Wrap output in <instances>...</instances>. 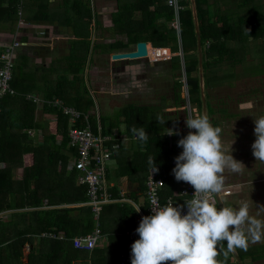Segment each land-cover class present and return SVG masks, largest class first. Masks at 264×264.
I'll return each mask as SVG.
<instances>
[{
    "label": "trees",
    "instance_id": "16d2710c",
    "mask_svg": "<svg viewBox=\"0 0 264 264\" xmlns=\"http://www.w3.org/2000/svg\"><path fill=\"white\" fill-rule=\"evenodd\" d=\"M179 3L183 6L179 11L180 30L168 24L175 20L176 11L167 0H139L125 6V9L120 5L114 19L116 31L127 35L128 41L124 45L132 41H146L154 47H169L178 53L182 44L183 50V55H174L170 59L177 70V75H173V99L162 97L159 103L151 105L130 102L119 110L114 119L106 118L110 120L112 128L118 127L120 116H124L126 128L123 133L128 136V140L120 142V147L114 150L117 166L108 172L109 189L115 198H121L124 180H129L144 193L148 170L153 167L149 163L152 158H155V165L166 182L164 196L180 190V182L172 173L175 166L171 162L183 151L177 142L188 133L185 132V118L188 115L187 109H167L190 103L202 111L203 100L192 2L179 0ZM196 4L205 87H208L213 79L211 74L222 64L223 52L228 49L227 41L234 38L233 32L237 30L223 28L221 23H217L222 19L210 21L201 7V1L196 0ZM87 21L91 25V38L93 17L90 13ZM90 38L86 45L87 54ZM84 64L85 61L71 69L75 73L82 72ZM184 75L189 101L182 96L185 85L181 78ZM71 85V88L75 89L76 86L80 91L71 92L68 97L61 93L56 95L66 105H74L72 107L83 113L75 126L84 127L87 125L85 114L90 113L94 100L89 91H85L83 78L77 76ZM12 86L17 90L16 95L0 96V264H94L98 260L97 252L75 248L71 239L92 232L97 225L93 209L86 203L89 198L87 186L79 184L77 170L69 168L70 159L77 155V147L71 144L68 134L71 120L61 108L51 103L37 104L28 100L26 95L31 93H27L25 86L17 84L15 66ZM95 114L90 113L89 117L94 131L98 132L101 125L103 134L112 133L105 125V117L102 118L97 112ZM133 127H143L147 131L146 142L135 138ZM31 129L38 131L42 138L36 139L30 135L27 130ZM171 129L175 134H167ZM117 141L111 139L108 143L112 145ZM112 204H115L110 205L113 210L118 207L124 216L131 217L129 228H138L142 217L134 211V205ZM143 209L147 211V207ZM101 219L102 214L100 225L103 224ZM48 232L57 235L62 232L65 237H49L45 235ZM130 242L133 243L129 239ZM27 245L30 247L26 248ZM259 247L263 248V254L255 256L254 248ZM225 249L226 241L220 242L218 261L221 264H235L233 254L225 255ZM238 254L242 259L248 255L253 260L264 258V245H248Z\"/></svg>",
    "mask_w": 264,
    "mask_h": 264
},
{
    "label": "crops",
    "instance_id": "0c3cea01",
    "mask_svg": "<svg viewBox=\"0 0 264 264\" xmlns=\"http://www.w3.org/2000/svg\"><path fill=\"white\" fill-rule=\"evenodd\" d=\"M123 1L25 0L23 18L26 23L19 24L16 0H0V49L14 40L21 42V46L15 51L17 84L25 86L27 93L31 92L43 98L59 97L56 93L68 97L73 90L74 93L80 91L76 86L75 89L71 88V82L78 76L83 78L86 89L84 90L94 94L96 99L97 96H111L109 104L116 115L123 106L133 102H125L132 96L139 99L150 97L149 101L139 104L159 103L164 94L162 88L154 84V81L168 78L169 68H165L167 60L152 64L148 60L121 62L111 60V54L129 50H124L127 47L124 45L128 41L127 35L118 33L114 24L120 3ZM200 1L210 21L222 19L217 23H221L223 28L237 30L233 32L234 38L227 41L228 49L223 52L222 64L211 74L213 78L211 85L205 87L207 105L215 109L213 126H219L222 130L227 126L232 132L240 133L238 136L241 137H230L232 141L234 140L231 146L232 155L246 167L239 173L225 171L224 187L230 186L232 193L221 194L220 199L235 201V208L247 203L250 215L264 220V162L256 161L251 148V143L256 139L254 119L264 116V0ZM89 13L93 17L91 38V25L87 21ZM175 21L176 19L169 24ZM89 38L87 54L86 45ZM149 43L151 42H148V45ZM83 61L84 71L78 73L72 71V67L80 65ZM169 65L172 66L169 75L173 78V75H177V70L173 68L172 60H169ZM143 72L146 73L147 79L143 77ZM59 80L61 85L58 83ZM217 91H222L227 101H217L216 98L219 97L215 95ZM237 93H244L245 97L238 101L240 103L238 108L232 110L234 101H230V96L235 97ZM95 106L96 108L92 106L89 110L92 115L99 107ZM116 108L119 110L116 111ZM220 110L225 112L220 114ZM124 119V116H120L119 126L109 130L124 134L126 128ZM223 135L221 133L224 146L230 148V138L226 140ZM116 166L117 159L114 157L110 168L114 169ZM121 192L120 195H125L121 196V199H131L141 206L140 210L146 211L143 209L147 207L145 195L135 184L124 180ZM120 202L126 207L132 204L128 201ZM110 205L115 204H107L103 210L106 213L101 225L103 237L93 250L98 254V260L94 264H121L122 254L131 251L133 244L128 243V236L125 237L131 217L124 216L118 207L113 210ZM59 235L64 236V233L61 232ZM252 244L264 245V236L259 241L250 239L248 245ZM240 249H236L235 264H240L238 258L242 260V264H264L262 257L253 260L248 255L242 259L238 254ZM254 249L255 256L263 254V248ZM224 252H227V255L231 253L227 249Z\"/></svg>",
    "mask_w": 264,
    "mask_h": 264
},
{
    "label": "clouds",
    "instance_id": "9594fccd",
    "mask_svg": "<svg viewBox=\"0 0 264 264\" xmlns=\"http://www.w3.org/2000/svg\"><path fill=\"white\" fill-rule=\"evenodd\" d=\"M185 124L195 131L178 140L183 151L175 157L172 173L177 182L194 188L193 197L185 202L186 214L169 202L142 217L136 229L139 239L131 245V264H221L217 260L220 242L226 241L227 251L233 252L246 249L250 239L259 241L264 236V220L251 216L247 203L238 208L216 206L215 195L224 188L225 171L239 173L246 168L232 155L234 140L226 148L222 128L213 126L207 114H190ZM254 124L252 153L256 161L264 162V116L254 119ZM132 131L140 141H147L143 127ZM167 134L175 133L171 129ZM149 163L153 172L158 171L155 158ZM134 208L139 212L141 206Z\"/></svg>",
    "mask_w": 264,
    "mask_h": 264
},
{
    "label": "built area",
    "instance_id": "2783aa9c",
    "mask_svg": "<svg viewBox=\"0 0 264 264\" xmlns=\"http://www.w3.org/2000/svg\"><path fill=\"white\" fill-rule=\"evenodd\" d=\"M167 2L169 5L174 6L175 8L176 21L173 22V26L180 30L181 24L179 19V11L183 8V6L180 5L179 0H167ZM24 6L25 0H16V11L19 16V24L26 23L25 19L23 18ZM19 46H21V42L14 40L13 42L6 44L0 52L1 97L8 94H17V90L12 86V80L15 66V51ZM172 53L173 54L171 57H173L177 52L172 51ZM171 57L168 59H171ZM146 59L152 61L149 53ZM155 61H161V59ZM186 91L188 94L187 89ZM183 95L185 96L184 92ZM26 98L36 102L37 104H41L43 102L51 103L52 105L61 108L71 120V127L69 128L68 134L71 139V144L77 147V155L70 159L69 168L76 169L77 182L81 185L87 186L89 198L86 203L92 207L95 219L97 220V225L92 232L76 235L71 239L75 248L93 251L97 247L98 243L101 242L103 237V232L99 221L105 205L118 201H128L134 205H138L136 202H133L128 198L121 199L113 197L109 189L110 181L108 180V172L110 165L114 160V150L120 147V142L128 140V136L118 132H112L109 135H105L101 130V125H99L98 132H95L92 128V124L89 122L90 113L85 114V119L87 120L86 126H75V123H77V121L82 117L83 113L75 107L66 105L60 98L54 97L48 100L33 94H27ZM180 108L187 109L189 115L200 114V110L196 106L194 108H192V106H183ZM189 131L195 130H190L188 128L185 130V132ZM27 132L32 136L35 133H38V131H35V129L27 130ZM136 137L137 136L135 135V138ZM111 139L119 141L110 145L108 141ZM171 164L175 166V160H172ZM165 187V179L160 175L159 170L153 172V167H151L148 170L144 190V195L147 202V212L145 213L143 210H140L139 212L141 217L151 215L152 208H155L157 205L163 207L169 202L174 204V206H181L182 214H186L187 206L185 202L192 199L194 188L190 184L181 181L179 183L180 190L176 191L172 195L164 197L163 191ZM231 193L232 188L230 186L224 187L219 194L215 195L216 203L218 202L221 194L228 195ZM136 229L137 228H129L125 231V235L128 236L132 242L139 239V234L136 232ZM45 235L49 237H65L57 235L53 232H48ZM121 264H131V251H127L126 253L122 254Z\"/></svg>",
    "mask_w": 264,
    "mask_h": 264
},
{
    "label": "rangeland",
    "instance_id": "374dc122",
    "mask_svg": "<svg viewBox=\"0 0 264 264\" xmlns=\"http://www.w3.org/2000/svg\"><path fill=\"white\" fill-rule=\"evenodd\" d=\"M132 1L133 0H124L123 2L120 3L121 4V8L125 9V6H129V4L133 3ZM134 1H139V0H134ZM175 19H176V16H175ZM169 26L170 27H174L172 23H170ZM137 44H138V42L132 41V42L128 43L127 47H125L124 50L125 49H129L128 51L134 50L136 48ZM147 44H148V42H147ZM148 47H149V54H150V57H151L152 61L159 60V59L164 61V60L167 59V61H166L167 62L166 65L167 66L165 65V68H169V72L168 73L171 74L172 66L169 65V60L170 59H168L173 54L172 51H171V48H169V47L157 48V47H154L151 44H149ZM0 51H1V49H0ZM148 61H150V60H148ZM152 61H150L151 64L153 63ZM156 62L157 61H155V63ZM143 73H144L143 77L147 79L146 73L145 72H143ZM169 74H168V78H165V80H163L164 78H161L160 80L157 79V80L154 81V84L159 85L160 88H162V93L164 94V95H162L163 97H167L169 99H173V97H174V94H173V82L174 81H173V78H171ZM178 78L180 79V77H178ZM204 78H205V76H204ZM181 79L184 81V85H185V88H184L185 90H182L184 92L185 96L183 95V92H182V96L184 98H186L187 100H189L190 99L189 92L187 94V91H186V89L188 90V86H186V82H187L186 76L181 78ZM146 82L147 81H145V83ZM200 86H201V84H200ZM73 92H74V90H73ZM89 93H90V96H93V100H94L95 105H97V107L99 106L97 108L96 112L99 113V115L102 116V118L105 117V120H106L105 125L110 128V120L109 119H114V117L116 116V112L114 111V109L113 110L111 109L112 106L109 104V101L111 100V96L110 95H108L106 97L97 96V99H96L94 94H91V92H89ZM223 94L224 93L222 91H217L215 93V95H219V97L216 98L217 101H219V102L227 101L226 96H224ZM151 97L153 98L154 96H151ZM242 97H245L244 93H240V94L237 93V95L235 97L234 96H230V101H234V104L232 106V110L238 108V105L240 104L238 101H240ZM252 97L256 98L255 96H252ZM149 98L150 97H147V98L144 97L143 99H139L138 97H133L132 96L130 99L126 100L125 102L133 101V102H136V103H145V101H149ZM256 99L259 100V98H256ZM256 99H252V100L256 101ZM112 103H113V101H112ZM95 105H93L94 106L93 108H96ZM185 106H187V107L192 106V108H194V106L190 105L189 103H187ZM178 109H182V108L169 107L167 110H178ZM118 110L119 109L116 108V111H118ZM183 110H185V109H183ZM207 110H208V116L210 118V122L212 123V118H213V114H214L213 110H215V109L214 108H207ZM202 111H203V108H202ZM202 111H200V115H203ZM224 112H225L224 110H220V114H223ZM187 115H189L188 111H187ZM94 117L96 118V116H94ZM106 118H109V119H106ZM185 128H186V126L184 127V129ZM222 133L224 134L223 138L226 139V140H227V138L229 139L230 137L235 138V137H237L240 134L239 132H237V133L232 132L227 126L225 127V130L224 129L222 130ZM232 134H235V135H232ZM33 137H36V139H41L42 135H40V133H35L33 135ZM238 137H241V135L238 136ZM230 141L232 142L231 138H230ZM251 145H252V143H251ZM222 203H223L224 207H233V208H235V205H236L235 201H233L231 199H227V198H223ZM122 204H124V203L119 201V205H122ZM216 206H217V208L221 207L219 202L217 203ZM253 211L254 210H252V212ZM105 215H106V213L103 212V214H102V223L104 222ZM259 248H261V247H259ZM231 253L236 258V255H235L236 254V250L231 252Z\"/></svg>",
    "mask_w": 264,
    "mask_h": 264
},
{
    "label": "water",
    "instance_id": "95a60500",
    "mask_svg": "<svg viewBox=\"0 0 264 264\" xmlns=\"http://www.w3.org/2000/svg\"><path fill=\"white\" fill-rule=\"evenodd\" d=\"M191 2H192V8H193V14H194V20H195V26H196V33H197V41H198L199 75H200L201 94H202V100H203V115H204V114H207V102H206V96H205L203 48H202V41H201V32H200V28H199L196 0H191ZM148 48L149 47H148V44L146 41H139L134 50L116 52V53L111 54V60L113 62L146 60V57L148 56V53H149ZM180 50L181 51L176 53L175 55H181V54L183 55L182 44L180 46ZM218 202L220 203L221 207H224L220 197L218 199ZM238 260L240 261V264H242V260L240 258H238Z\"/></svg>",
    "mask_w": 264,
    "mask_h": 264
}]
</instances>
